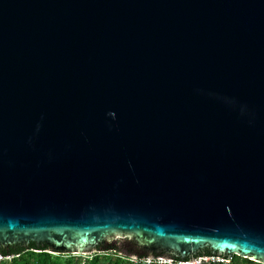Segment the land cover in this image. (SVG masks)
Returning a JSON list of instances; mask_svg holds the SVG:
<instances>
[{
	"label": "water",
	"instance_id": "1",
	"mask_svg": "<svg viewBox=\"0 0 264 264\" xmlns=\"http://www.w3.org/2000/svg\"><path fill=\"white\" fill-rule=\"evenodd\" d=\"M113 237L264 264V0H0V248Z\"/></svg>",
	"mask_w": 264,
	"mask_h": 264
},
{
	"label": "trees",
	"instance_id": "2",
	"mask_svg": "<svg viewBox=\"0 0 264 264\" xmlns=\"http://www.w3.org/2000/svg\"><path fill=\"white\" fill-rule=\"evenodd\" d=\"M13 245L0 250V254L3 255H13L18 256L10 262H5L1 264H135L132 262L131 258L123 255L120 248H116V251H106L103 253H98L90 257H82L79 255H68L67 259H64V255H55L50 252V248L45 246H39L37 243L33 242L30 247H19L16 248ZM216 255L212 252L211 248H208V252L203 256ZM228 258L227 255H224ZM201 257V256H199ZM197 258V257H196ZM143 260V259H142ZM176 261H181L182 259H175ZM190 260V259H187ZM142 264V263H140ZM232 264H263L256 261H252L249 258H242L235 255L232 258Z\"/></svg>",
	"mask_w": 264,
	"mask_h": 264
},
{
	"label": "flooded vegetation",
	"instance_id": "3",
	"mask_svg": "<svg viewBox=\"0 0 264 264\" xmlns=\"http://www.w3.org/2000/svg\"><path fill=\"white\" fill-rule=\"evenodd\" d=\"M109 240H111L113 242L110 243ZM32 243L33 242H30L28 244H19L18 246H15V247L16 248H19V247H30L32 245ZM37 245L45 246V245H40V244H37ZM117 246H118V248H120L121 251H124L128 255L129 258H131L129 256L130 254L138 256L140 260L148 258V257H150V255L154 256V257H161V256H165V255H170L174 259H178L179 258L178 254L173 252V251L168 252L165 249H159L158 251H155L154 253H149V251L143 250L139 246H137L134 243V241H132V239H130V238H128V239H126V240H124L122 242V241L117 240L116 237L106 239L104 241V243L100 244L96 248V250H94L96 253L92 254V256L95 255V254H98V253L106 252V251H116ZM208 248L201 249L196 254L191 255L189 257V259L206 255V253L208 252ZM1 249H3V247H1L0 250ZM50 252H53L54 254H57V255H59V254H61V255H70L69 253L56 252V251H53L52 249L50 250ZM212 252H214V251L212 250ZM131 260H132V258H131ZM138 264H140V263H138Z\"/></svg>",
	"mask_w": 264,
	"mask_h": 264
},
{
	"label": "built area",
	"instance_id": "4",
	"mask_svg": "<svg viewBox=\"0 0 264 264\" xmlns=\"http://www.w3.org/2000/svg\"><path fill=\"white\" fill-rule=\"evenodd\" d=\"M17 257L18 256H13V255L2 256L0 254V264L5 263V262H10ZM190 260L176 261L175 259H165L162 257H158V258H145L143 260L138 259L136 263H142V264H232V259L226 260L225 258L219 257V256L199 257L198 260L193 261V262H190Z\"/></svg>",
	"mask_w": 264,
	"mask_h": 264
},
{
	"label": "rangeland",
	"instance_id": "5",
	"mask_svg": "<svg viewBox=\"0 0 264 264\" xmlns=\"http://www.w3.org/2000/svg\"><path fill=\"white\" fill-rule=\"evenodd\" d=\"M51 253H53V252H51ZM94 253H96L95 251H93L92 253H89V254H85V255H79V256H82V257H90V256H92V254H94ZM55 255H57V254H55ZM124 256H126V257H128V255H125V254H123ZM131 258H132V261L133 262H137V260L139 259V257L138 256H136V255H133V254H130L129 255ZM63 258L64 259H67L68 258V255H64L63 256ZM136 264H138V263H136Z\"/></svg>",
	"mask_w": 264,
	"mask_h": 264
}]
</instances>
